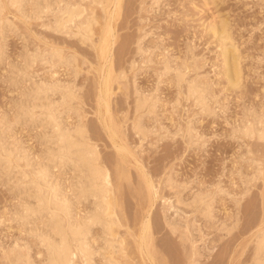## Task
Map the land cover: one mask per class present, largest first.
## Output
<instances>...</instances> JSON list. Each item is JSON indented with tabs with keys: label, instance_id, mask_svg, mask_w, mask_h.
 <instances>
[{
	"label": "rangeland",
	"instance_id": "obj_1",
	"mask_svg": "<svg viewBox=\"0 0 264 264\" xmlns=\"http://www.w3.org/2000/svg\"><path fill=\"white\" fill-rule=\"evenodd\" d=\"M0 1L4 7L0 14V147L14 149L13 155H19L18 160L11 156L13 166L29 172L45 160L44 147L49 145L45 137L52 131L39 118L42 109L31 108L34 110L25 114L20 110L26 102H42L35 101L36 95L31 93L34 86L60 79L61 84L73 89L70 105L73 109L58 107L63 88L49 91L48 99L58 111L64 110L59 115L64 127L77 123L80 116L75 110H79L89 127L91 140L99 145L111 171L120 221L116 230L124 239V249L115 255L120 261L118 264H253L254 239L264 229V137L261 139L257 134L245 137L237 128L259 118L264 120V0H159V3H155L158 0H122L120 16L112 18L115 0L108 3L103 0V4L98 3L100 0H79L80 3L78 0H20V8L16 6L19 3L12 6L8 0ZM56 2L61 4L58 8ZM45 3L51 4L53 10L47 7L49 11H42ZM77 4L87 10L80 20L88 17L89 12L97 19L90 40L75 35L73 28L70 31L64 28L65 32L61 28L57 30L60 9ZM221 21L227 23V41L238 60L240 76L236 86H230L227 81L221 52L223 38L213 30ZM108 24L112 27V44L107 56H103L99 48ZM56 50L61 52L62 59L51 57V51ZM65 57L76 59L75 69L67 65ZM165 62L172 66L168 72ZM178 65L185 66L181 85H177L175 77ZM108 71L113 77L109 95L111 113L104 106V93L99 85ZM193 81L201 83L205 90V111L193 97H187L188 86ZM144 95L156 101L150 100L141 111L137 102ZM138 117L147 127L144 138L134 128ZM2 164L0 264H15L14 253L10 256L6 252L13 247L27 251L38 263L45 254L39 241L40 232L48 224L45 212L34 214L31 210L33 215L28 214L31 218L27 215L30 219L20 210L17 213L21 205L25 207L28 197L36 202L35 197L28 190L27 178L20 179L21 173L15 177ZM63 165L50 166L51 181L60 182L68 193L73 169ZM257 166L263 171L252 180L250 177ZM149 179L156 188L150 189ZM197 193H205L204 199L212 202V217L203 215L204 203H188ZM177 196L186 202L179 203ZM91 201V198H73V215L76 218L83 215L93 205ZM147 214L152 234L149 251L154 261L146 254L147 248L140 245L141 224ZM99 227H93L88 239L90 242L96 238L90 242L94 250L103 243ZM97 250L93 260L102 264L104 256ZM79 255L76 264H85Z\"/></svg>",
	"mask_w": 264,
	"mask_h": 264
},
{
	"label": "bare ground",
	"instance_id": "obj_2",
	"mask_svg": "<svg viewBox=\"0 0 264 264\" xmlns=\"http://www.w3.org/2000/svg\"><path fill=\"white\" fill-rule=\"evenodd\" d=\"M9 1H12V2L9 3ZM121 1L122 0H115V3H114L115 9L111 10V11L114 10L113 12H111V13L109 12L111 14V15L109 14L111 16V18L115 17L116 15H118L120 13L119 11H121L120 10ZM21 2H23V1H21ZM78 2L80 3L79 0H78ZM156 2L159 3V0L155 1V3ZM18 3H19V5H16V6H18L20 8V6L22 5L20 3V0H8V4H11L12 6L14 4H18ZM98 3L103 4V0L98 1ZM107 3H108V0H107ZM56 4L55 5L57 6V8H58V5H61V4H58L57 2H56ZM90 4H91V2H90ZM49 5L51 6V4L45 3V5H43L45 7V8L43 7L44 10L41 7L42 11H44V12L46 10L49 11L51 8ZM47 7L49 8V10L46 9ZM87 7H89V6H87ZM105 7H103V8H105ZM113 8H114V6H113ZM3 9H4V7L0 1V14L2 13ZM51 9L53 10V8H51ZM55 9H56V7H55ZM85 11H87L86 7H83L81 4L80 5L77 4L76 6H73V7L71 5L67 8L60 9L61 14H60V16L57 15V17H58V19H57V24H58L57 30L59 28H61V30L63 29V32H65L64 28H68V29L73 28L75 35H80L83 39H89L90 40L92 38V35H93V25L97 22V19H96L94 14L91 15L92 12L91 13L89 12L90 15L88 17L85 14V16L87 18L84 16L86 19L84 18V20H80L79 18L82 16V14ZM92 11H94V9ZM119 16H120V14H119ZM103 18H104V16H103ZM0 21H1V18H0ZM109 22L111 23V21H109ZM73 23H74V25H73ZM226 24L227 23H223L221 21V24L218 23V27L213 28V26H212V28H213L215 34H218L223 38V40H222L223 46H222L221 52L223 55L222 59H223L224 72L228 78L227 81L229 80L228 83H230V86L231 85L236 86L239 82V76H240L239 70L240 69H239L238 64H237L238 60L236 62V58H234V52L232 50V47L229 46L230 43L228 44V41H227V39H228L227 33L228 32H227ZM70 29H69V31H70ZM104 30H105V33H104V36H103V39H102V42H101L99 49H101V52H102L101 54H103V56H107L109 49H110V45L112 44L110 41V37L112 34L111 25L108 24ZM72 34H73V32H72ZM80 41H82V40H80ZM83 41L85 42V40H83ZM97 41H98V39H97ZM92 46H93V44H92ZM36 52H35V54L39 53V52H37V53ZM51 53H53V55L51 57L57 56V57L62 59L61 52H59V50H56L55 52L51 51ZM51 53L49 52L50 55H51ZM42 55H43V53H42ZM34 56H37V55H34ZM51 57H50V59H52ZM30 58H28V59H30ZM63 58H64V56H63ZM70 58L72 59V56ZM65 59H66V57H65ZM65 59H63V60L67 63V65L69 64V66H70V64H71L72 65L71 67H73V65L76 64L75 63L76 59L75 60H70V59L65 60ZM33 61H32V63H33ZM64 61H62V62H64ZM47 62H48V59H47ZM184 62H185V60H184ZM164 64H165L164 66H166L165 71L168 72L172 68V66H170L168 64V62H165ZM26 65H27V63H26ZM30 65H31V63H30ZM28 66H29V64H28ZM52 66L53 65H51V67ZM178 66L179 67H177V68L175 67L176 68L175 77L177 79V82H176V83H178L177 85H179V84L181 85V83L185 79V73H184L185 70L184 71L182 70V69H184L185 66L184 65H182V66L178 65ZM187 68H185V69H187ZM73 69H75V66L73 67ZM111 71H112V68H111ZM104 74H105V76H104L102 84H99V83L98 84L102 85V90L104 93V95H103L104 101L106 102V104L104 103V106L107 105V111L110 112L109 95L111 93V85H112L113 77H112V73L110 71H108L107 73H104ZM122 74H120V75H122ZM53 75H55V74H53ZM56 76H57V74H56ZM123 76H124V74H123ZM116 80H117V78H116ZM116 80H115V82H116ZM59 81H60V79H59ZM59 81L57 79V80H54L50 83L48 82V83H45V84L40 85V86H34V88H32L33 90L31 89V93L33 95H36L35 101L40 102V100H41L42 102L39 104H38V102H36L35 104H30V103L26 102L25 106L22 107V109L20 110L23 114H25V113H30L36 107H41L42 112H41V115H39L40 116L39 118L41 121H45L46 123H48L49 124L48 126L50 127V129L52 131L50 133L51 135L49 134V132L44 134V136H47L48 134L50 135V136L48 135V137H45L47 139L46 141L49 144V145H47V147L46 146L44 147L45 148V155H46L45 160H42L43 162H40L39 166L36 165L37 166L36 168L32 164L33 167L31 166L32 168H31V171L29 170V172H26L25 170H19V169H17L18 168L17 165L13 166V164H12L13 160L11 159V156L13 155L15 150L11 149V148L9 149L8 147H2V148L0 147V163L1 164L3 163L2 165L6 164L7 168L9 167V169L11 170L10 173L13 172L14 176L16 174L15 177H17L18 173H21V175H19L20 179L21 178L22 179L27 178L26 180H28L27 181L28 185H30L28 190H30V193L33 194V196L30 195V198H31V196L35 197V201H36V202H34V200H31L28 197V201L26 202L27 204L25 205V207H22V205H21V207H19L21 209H18V212L16 210V212L19 213V210H20L21 211L20 213L23 215L26 214V217L32 211L34 214H37V213L40 214V212L41 213L45 212L44 216L47 219L46 221H48V222H46V221L45 222L48 224L46 226L44 224L42 227L44 228V226H45L47 231L44 230V231L40 232V235H39L40 236L39 241L41 242V244H43V246L45 248V252H44L45 256L43 255L44 259L42 261L40 260L38 263H36L32 259V256H30L31 254H29L27 251L26 252L23 251L22 249L17 250L18 248L16 249L13 247V248H10V250H8L6 252H9L10 256L14 253L12 256H14L13 259H15V262H14L15 264H76V261L78 260L77 256L79 254L84 258L85 264H96L93 260V255L95 254V251L97 249H95V250L92 249L93 247H92V245H90V242H93V240L96 238H94L92 241L90 240V242L88 239H90L89 237H90V233L93 230V227L95 225H100V227L102 228L100 234L102 235L103 243L99 244V247L98 246L97 247L99 248L98 250L101 251V253L104 256V262H102V264H118V263H120V261L116 258L115 255L117 252H120L124 249V239L122 237H120V235L118 236V234L120 232L118 231L119 232L118 233L116 230V227H117L116 225H119L120 221L118 220L119 217L117 218V214H116L117 199H116L115 195H113V183H112L111 171L102 158V155H101L102 153L100 152V150L98 148L99 145H96L91 140V137L89 136V133H88L89 127L86 126L87 123L85 124L83 122V119H82L83 116L81 117L79 110H75V111H77L76 113H78L77 115L80 116V117H78L79 119H78L77 123L75 122V124H73L72 127H64L65 125L62 124L63 121H61L59 115L64 110L58 111L59 109H57V108L60 106H67V107L69 106L68 107L69 110L73 109L70 106L72 99H73V91H72L73 89L71 90V88H70L71 86L69 87V85L61 84L62 82H59ZM117 82H118V84H120L119 81H117ZM193 82H195V83L188 86L187 97H191V98L193 97L194 100H196L197 104H200V106L202 107V109H203L202 111H205V107L207 105V103L205 104V101H204L205 96H204L203 91H205V90L202 89V87L200 85L201 83L200 84L196 83V81H193ZM59 88L60 89L63 88L62 91L60 90L62 92V100L59 103L54 100V102H57L59 105V106L57 105L58 107H55L56 106V105H54L55 103L53 104V101H50V99H48L47 95H48L49 91L52 90V92H53V91L58 90ZM112 94H113V92H112ZM142 97H139V98L137 97L138 98V102H137L138 110H141L144 107H146L147 105H149L148 103L152 98V97L150 98V95L148 97L147 96H145L144 98H142ZM155 99L151 100L150 102L154 101ZM98 102L100 103V101H98ZM155 104H156V102H155ZM155 104H153V106H155ZM80 106H82V105H79V107ZM31 108H34V109H31ZM105 111H106V109H105ZM141 111H143V110H141ZM108 115H110V114L108 113ZM84 117L86 118V116H84ZM36 118H37V116H36ZM109 118H111V116H109ZM254 120H256V118ZM102 122H103V120H102ZM1 123H3V122H1ZM106 125H104V126H106ZM114 125H115V123L113 124V126ZM116 127L117 126L115 125V128ZM134 128L136 129L137 133L142 135V138L145 137L146 132H147V127L142 123V119L140 117H138V120L135 122ZM118 129H120V128H118ZM118 129L116 131H118ZM107 130H108V128H107ZM110 130L113 131L111 126H110ZM237 130L241 134H243V136L247 135L248 137L249 136L253 137V135L257 134L258 135L257 137L263 139V137H264V120H263V118H261V119L259 118V120H256L255 122L253 121V122H249V123H246L244 125H241V127L239 126V128H237ZM113 135L115 136V132L113 133ZM120 135H121V133H120ZM0 145H1V143H0ZM8 145L9 144H7V146ZM13 148H15V147H13ZM119 148L122 150L124 149V147H122V146H119ZM2 149H3V151H2ZM127 151H128V149H127ZM14 155L12 156V158L15 157V159H17L16 156L19 157L18 154L15 156ZM139 157L140 156H138V158ZM53 163L64 164L65 166L71 167L73 169V174L71 176L72 181H71V183L69 182L70 183V186H69L70 189H69L68 193L66 191L64 192V189H62L60 182L53 183L52 182L53 180L51 181L50 166ZM30 164L31 163H29V165ZM258 164L260 165L261 163L259 162ZM120 165H121V163H120ZM122 166H123V164H122ZM143 167H145V166L143 165ZM257 167H258L257 169L254 168L255 170L253 171L254 172L253 175L250 177L251 179L253 178L256 180V178H258L259 175L262 173L263 170L261 168H259V166H257ZM7 168H5V169L7 170ZM139 171H140V169H139ZM124 172H123V176L125 175ZM147 175H148V173H147ZM14 176H13V178L16 180V178ZM126 176H124V177H126ZM18 178H17V180H20ZM150 180L151 179H149L148 184H149L150 189L152 190V187L153 188H156V187H154L155 184L151 183ZM247 180L250 181V179H247ZM170 183H171L170 180H168V184H170ZM171 184L173 185V183H171ZM22 185H24V187L28 188L27 187L28 185H26V186H25V184H22ZM21 188H22V186H21ZM156 193H157V191H156ZM204 194L205 193H197L195 195V197L192 198V200H189L190 202L188 201V203L190 205H194V204H198V203H201V205H202V203H204V207L202 208L203 215L212 217V204H211L212 202L205 200L204 198H206L205 197L206 194L205 195ZM210 195L207 194V196H210ZM179 197H180V195H179ZM179 197L177 196V198H178L177 201H179V203L180 202L183 203L184 200H182V197H181V199ZM73 198H76L78 200H81V199L87 200V199L91 198L93 200V201H91L93 203V205L92 206L90 205V207H87L86 210L84 209L85 212L82 213L83 215H80L78 218H76L75 217L76 215H73V213H72L73 212L72 211L73 205H72L71 201ZM210 199H211V197H210ZM153 201H154V199H153ZM211 201H213V200H211ZM34 204H36V205H34ZM169 204H170V201H169ZM154 206H155V204H154ZM170 206L173 207L174 205L172 204ZM151 208H152V206H151ZM150 210H152V209H150ZM176 212H179V211H176ZM19 214H18V217H19ZM30 215H33V214H30ZM30 215H28V216H30ZM18 217H17V219H18ZM24 218H25V216H24ZM30 218H31V216H30ZM30 218H28V219H30ZM41 224H42V221H41ZM141 225H142L141 226L142 228L140 230L142 233L140 236V240H141L140 245H141V247L144 246V248H147V251L145 250L147 252L146 254H148L150 259L154 261L153 254L149 251V247L151 245L150 241L152 238L151 219H150L149 215L144 219V221ZM42 227L40 228L41 230H42ZM153 228H154V226H153ZM37 232H39V230H37ZM257 234L258 235H256L257 236L256 239H254L255 240L254 241L255 242V253H254V263L253 264H264V229L261 230L259 233L257 232ZM194 246H196V245L194 244L193 248H195ZM16 247H17V245H16ZM208 247H209V245H208ZM20 248H23V247H20ZM139 250H140V248H139ZM196 254H197V252H196ZM80 255H79V257H80ZM141 256H142V254H141ZM155 256H157V255H155ZM76 257H77V260H76ZM83 258H82V260H83ZM191 259L193 261V257ZM16 261L19 263H16ZM193 262H195V260Z\"/></svg>",
	"mask_w": 264,
	"mask_h": 264
}]
</instances>
